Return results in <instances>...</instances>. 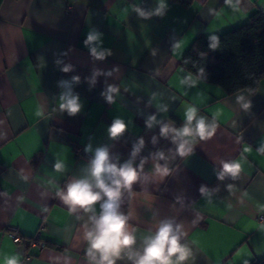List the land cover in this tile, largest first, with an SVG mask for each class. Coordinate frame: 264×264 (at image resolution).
Returning <instances> with one entry per match:
<instances>
[{"label": "crops", "instance_id": "obj_1", "mask_svg": "<svg viewBox=\"0 0 264 264\" xmlns=\"http://www.w3.org/2000/svg\"><path fill=\"white\" fill-rule=\"evenodd\" d=\"M156 3L0 0V264L13 255L20 264H89L84 232L91 227L89 217L99 215V203L94 212L72 213L58 195L86 175L89 161L74 148L107 146L112 160L123 163L140 137L145 145L134 164L144 159L143 172L121 205L133 216L136 249L160 220L172 218L182 224V242L190 249L183 264H248L264 258V220H258L264 216V154L257 152L264 141V79L255 94L225 95L181 66L197 37L209 39L245 25L253 13L264 12V0H240L235 10L225 0L187 5L166 0L165 15L148 19L133 10L149 11ZM90 33L100 35L85 45ZM92 48L105 52L104 58ZM189 74L196 83L182 85ZM109 86L118 90L110 93L111 103ZM69 91L81 104L74 116L60 109V97ZM240 96L251 101L250 109H243ZM190 105L209 120L218 114V126L180 157L171 137L160 136V127H182ZM151 115L160 123L148 129ZM115 118L127 127L112 139L107 130ZM157 151L169 158L171 170L162 182L151 175V154ZM222 160L240 163L235 178H218ZM56 161L65 164L64 171H55ZM42 223L44 248L32 244ZM14 231L17 243L10 236ZM117 264L132 261L122 254Z\"/></svg>", "mask_w": 264, "mask_h": 264}, {"label": "clouds", "instance_id": "obj_2", "mask_svg": "<svg viewBox=\"0 0 264 264\" xmlns=\"http://www.w3.org/2000/svg\"><path fill=\"white\" fill-rule=\"evenodd\" d=\"M225 3L234 10L238 8L240 0H225ZM168 5L166 0H157L156 7L145 11L143 8L133 6V10L142 18L148 19L152 16L162 17L165 15ZM99 33H90L87 36L85 45L96 41ZM211 49L219 47V38L216 35L209 36ZM92 54L98 59H103L105 52H97L96 48L91 49ZM110 55L111 53L108 52ZM71 70V65L66 66L63 71ZM203 71V69H201ZM111 75V72L108 73ZM73 81L78 82L79 77H73ZM194 85L191 75L182 78V85L189 83ZM118 91L116 88L109 86L107 100L113 102L110 93ZM60 109L66 111L70 116H74L81 110L79 97L73 95L71 91L61 95ZM242 102L245 110L250 109L251 101H245L243 96L237 98ZM167 111L166 108L162 109ZM198 108L194 105L186 107L184 111L185 122L182 127L176 128L171 124H161L160 136L171 137L172 142L176 145L175 152L180 157L189 155L193 151V145L196 138L204 140L210 138L218 126L217 116L214 114L209 120L208 117L198 116ZM146 127L153 128L157 121L155 115H151L146 120ZM127 125L121 118H115L108 128V135L112 139L121 136ZM151 142L155 144L157 138L152 137ZM143 137L138 138L133 145L130 158L123 163H119V158L114 162L110 156L107 146H100L93 149L91 143L84 147L85 153H92V158L85 169L86 175L79 179H73L67 183L65 189L58 195L63 203L68 206L69 211L74 213L77 208L85 212H94V206L99 203V215L89 217L91 227L84 232V238L87 241L86 256L89 264H117V260L122 258V254L132 261V264H183L187 260L190 249L186 243L182 242L185 233L183 226L172 218L160 220L152 234L143 239L142 249H136L135 228L129 223L133 219L131 213L124 214L121 211L122 197L125 191H130L133 184L141 178L145 160L142 159L139 165H135V159L144 147ZM257 152L264 154V141L260 142ZM153 160L152 177L158 182H162L166 177L171 175L168 166V157L163 151H157L151 154ZM160 161H164L163 164ZM54 169L57 172L65 170V164L56 161ZM241 170V165L235 160L220 161V171L217 173L219 179L225 176L235 178ZM147 177V174H144ZM231 187V186H229ZM200 192L203 194L206 189L202 186ZM179 200V198H177ZM151 231V230H150ZM6 264H20L19 256L13 255L6 258Z\"/></svg>", "mask_w": 264, "mask_h": 264}, {"label": "trees", "instance_id": "obj_3", "mask_svg": "<svg viewBox=\"0 0 264 264\" xmlns=\"http://www.w3.org/2000/svg\"><path fill=\"white\" fill-rule=\"evenodd\" d=\"M176 1L187 5L191 0ZM217 37L216 49L209 47L208 38L197 37L181 59L182 68L225 95L255 94L264 79V12L253 13L245 25ZM248 264H264V258Z\"/></svg>", "mask_w": 264, "mask_h": 264}, {"label": "built area", "instance_id": "obj_4", "mask_svg": "<svg viewBox=\"0 0 264 264\" xmlns=\"http://www.w3.org/2000/svg\"><path fill=\"white\" fill-rule=\"evenodd\" d=\"M74 153L76 154V156H85L88 161H90L91 157L89 155H86L81 148L79 147H76L74 148ZM258 220L259 221H262L264 220V216H259L258 217ZM46 231V227H45V224L42 223L39 227V229L37 230L36 234L34 235L33 237V241H32V244L33 245H36L40 248H44L45 247V243L44 241L42 240V234ZM12 240L14 242H19L20 238H19V235H18V231H14L13 233L10 234ZM25 258H29V255H25Z\"/></svg>", "mask_w": 264, "mask_h": 264}]
</instances>
